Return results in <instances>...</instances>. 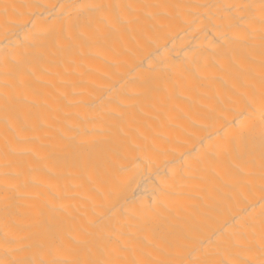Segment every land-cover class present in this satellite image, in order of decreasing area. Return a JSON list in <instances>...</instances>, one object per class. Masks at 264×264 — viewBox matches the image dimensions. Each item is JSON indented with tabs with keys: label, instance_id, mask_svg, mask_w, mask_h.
Listing matches in <instances>:
<instances>
[{
	"label": "bare ground",
	"instance_id": "bare-ground-1",
	"mask_svg": "<svg viewBox=\"0 0 264 264\" xmlns=\"http://www.w3.org/2000/svg\"><path fill=\"white\" fill-rule=\"evenodd\" d=\"M0 264H264V0H0Z\"/></svg>",
	"mask_w": 264,
	"mask_h": 264
}]
</instances>
